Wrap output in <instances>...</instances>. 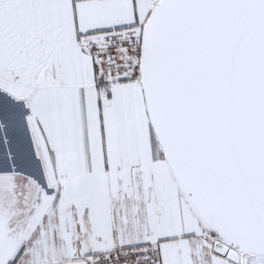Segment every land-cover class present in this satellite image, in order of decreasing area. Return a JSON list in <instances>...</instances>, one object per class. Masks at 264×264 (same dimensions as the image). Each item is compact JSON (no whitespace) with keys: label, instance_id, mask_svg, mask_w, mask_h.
Returning <instances> with one entry per match:
<instances>
[{"label":"snow or ice","instance_id":"1","mask_svg":"<svg viewBox=\"0 0 264 264\" xmlns=\"http://www.w3.org/2000/svg\"><path fill=\"white\" fill-rule=\"evenodd\" d=\"M0 264H264V0H0Z\"/></svg>","mask_w":264,"mask_h":264}]
</instances>
